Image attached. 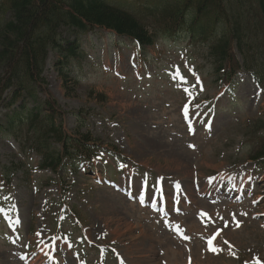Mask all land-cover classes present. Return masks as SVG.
Instances as JSON below:
<instances>
[{
  "label": "rangeland",
  "instance_id": "1",
  "mask_svg": "<svg viewBox=\"0 0 264 264\" xmlns=\"http://www.w3.org/2000/svg\"><path fill=\"white\" fill-rule=\"evenodd\" d=\"M87 36L80 70L69 64L71 77L64 82L53 66L46 68L42 92L65 112L68 134L87 132L110 155L101 154L93 174L83 164L59 180L33 169L38 156L32 153L26 161L13 139L0 132V264H105L101 248L112 249L127 264H253L257 255L263 259L255 264H264V161L250 160L264 134V90L242 72L233 96L227 94L201 39L191 45L183 36L163 34L144 53L104 29ZM4 71L0 63V74ZM213 105L216 116L204 120ZM18 162L29 168L26 176L10 166ZM192 180L203 188L206 202L194 194L193 205L173 219L190 231L189 245L180 247L162 234L154 215L112 189L130 188L135 198L151 195L155 182L169 190L179 183L186 202ZM221 181L253 186L254 195L239 205H211ZM199 210L211 213L207 226L196 217ZM59 224L66 238H51ZM211 233H219L216 252L206 251ZM40 237L54 254L52 263L39 259ZM161 243L166 250L157 253Z\"/></svg>",
  "mask_w": 264,
  "mask_h": 264
},
{
  "label": "trees",
  "instance_id": "2",
  "mask_svg": "<svg viewBox=\"0 0 264 264\" xmlns=\"http://www.w3.org/2000/svg\"><path fill=\"white\" fill-rule=\"evenodd\" d=\"M96 27L135 40L142 49L154 45L158 33L185 28L192 40L207 45L223 79L242 68L264 80V0H0V63L5 66L0 131L23 155H38L40 169L58 177L77 159L89 160L98 145L87 132L74 136L64 130L65 112L42 92L46 60L51 54L59 76L68 81L69 64L80 69L85 56L83 35ZM255 153L264 157V137ZM20 165L16 169L29 173Z\"/></svg>",
  "mask_w": 264,
  "mask_h": 264
},
{
  "label": "snow or ice",
  "instance_id": "3",
  "mask_svg": "<svg viewBox=\"0 0 264 264\" xmlns=\"http://www.w3.org/2000/svg\"><path fill=\"white\" fill-rule=\"evenodd\" d=\"M189 130H191V129H189ZM190 147H194V146L190 145ZM254 203H255V202H254ZM242 215H246V213H242ZM236 223H237V226H239V222L237 221ZM184 238H185V239H188V237H186V236H185ZM225 243H227V241H225ZM209 245H210V250H211V251L216 252V251L219 250V249H217V248L211 246V240L209 241Z\"/></svg>",
  "mask_w": 264,
  "mask_h": 264
}]
</instances>
